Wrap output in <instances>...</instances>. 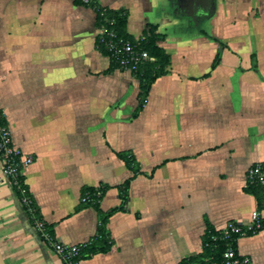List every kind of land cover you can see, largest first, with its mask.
<instances>
[{"label":"crops","instance_id":"obj_1","mask_svg":"<svg viewBox=\"0 0 264 264\" xmlns=\"http://www.w3.org/2000/svg\"><path fill=\"white\" fill-rule=\"evenodd\" d=\"M92 2L124 10L132 37L153 27L169 55L136 116L139 79L96 49L92 5L0 0V110L33 157L24 183L55 239L95 234L83 187H107L102 212L120 204L117 186L133 174L123 152L138 168L127 207L106 220L109 248L79 264H179L201 252L206 223L247 225L252 211L264 221L244 190L249 166L264 171V0ZM236 250L264 264V227ZM0 253L6 264H63L1 177Z\"/></svg>","mask_w":264,"mask_h":264},{"label":"trees","instance_id":"obj_2","mask_svg":"<svg viewBox=\"0 0 264 264\" xmlns=\"http://www.w3.org/2000/svg\"><path fill=\"white\" fill-rule=\"evenodd\" d=\"M81 3L79 0H75ZM83 4V3H82ZM92 5L95 11V24L99 30H105L103 34L98 33L95 38V47L103 55L109 57L110 68L121 69L114 57L111 56L110 52L107 50V43L113 39H123L129 40L134 43L133 37L127 33V13L122 9H111L106 6H101L94 4ZM114 33V38H110L109 33ZM139 48L145 51L149 58H153V61L147 60L139 65L136 72H133L139 79V93H138V104L135 108L134 115L136 116L142 109L150 84L166 70L169 64V55L165 50L156 44V34L153 27L145 29L141 35V41L139 43ZM217 59L215 58V61ZM2 123H7L5 117L1 120ZM118 155L125 161L127 167L132 171V175L127 178L122 184L117 186L118 196L120 198V204L117 207L111 208L107 212H102L99 209V200L105 193L107 187L105 185H99L97 187H83L80 199V206L91 205L94 206L99 215V222L95 234L87 241V243L81 248L77 257L74 258L75 261H80L91 254L105 252L110 244L111 240L109 233L106 229V220L113 213L123 210L127 207L128 203V188L130 180L138 173L137 163L133 156L128 152L118 153ZM24 178H19V186L25 191V196L28 199V203L23 202L22 194L20 188L15 185H11L12 190L17 195L24 213L28 217L29 221L35 225V221H43L38 205L36 204L33 196L27 190L25 183H23ZM244 190L252 194L255 198L257 208L260 209L264 204V185L258 183L246 182ZM83 198H88L91 201H83ZM44 222V221H43ZM45 230L54 237L52 228L49 224L45 223ZM264 227V221L261 219V228ZM258 229L257 231H259ZM251 232H246L245 235H250ZM222 235L221 230L215 229L211 224L206 223L205 230L202 234V250L200 253L184 258L179 264L193 263V264H209L212 261H220L222 252L226 249L228 241L220 238ZM233 241L232 246L236 249V240L241 237L240 234L232 235ZM42 239V238H41ZM6 264V263H5Z\"/></svg>","mask_w":264,"mask_h":264},{"label":"built area","instance_id":"obj_3","mask_svg":"<svg viewBox=\"0 0 264 264\" xmlns=\"http://www.w3.org/2000/svg\"><path fill=\"white\" fill-rule=\"evenodd\" d=\"M83 4H90L92 0H79ZM105 30H99L103 34ZM110 38H114V33H109ZM134 43L129 40L113 39L107 43V50L114 57L118 66L122 70H127L131 73L136 72L139 65L144 61H153L147 53L139 48L141 37H133ZM4 113L0 110V177L7 180L11 185L18 188L19 178H24V172L32 163L33 157L25 154L21 149L11 142L10 130L7 123H2ZM246 180L249 183H258L264 185V171L259 163L249 166L246 170ZM24 181V180H23ZM24 183V182H23ZM23 202L28 203L25 196V191L20 188ZM83 201H91L83 198ZM36 233L42 238L47 245L59 256L63 264H79L74 258L78 256L81 248L87 243L65 244L57 241L46 230L44 222L41 220L35 221L34 225ZM261 228V217L258 211H252L251 222L243 225L234 220L229 221L224 229H221L222 235L220 238L228 241L226 249L222 252L220 261H212L209 264H251L247 256L239 255L237 250L232 246V235L240 234L244 236L246 232L255 233ZM192 264V263H186Z\"/></svg>","mask_w":264,"mask_h":264},{"label":"water","instance_id":"obj_4","mask_svg":"<svg viewBox=\"0 0 264 264\" xmlns=\"http://www.w3.org/2000/svg\"><path fill=\"white\" fill-rule=\"evenodd\" d=\"M0 264H5V261H4L2 255H1V253H0Z\"/></svg>","mask_w":264,"mask_h":264}]
</instances>
